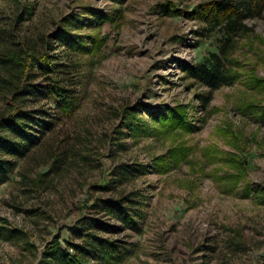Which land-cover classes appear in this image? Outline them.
<instances>
[{"label":"rangeland","instance_id":"obj_1","mask_svg":"<svg viewBox=\"0 0 264 264\" xmlns=\"http://www.w3.org/2000/svg\"><path fill=\"white\" fill-rule=\"evenodd\" d=\"M210 1L0 0L2 36L40 51L61 31L85 43L76 108L49 139L51 153H64L61 167L51 170L44 153L20 162L0 186V218L18 231L0 237V264H40L57 238L90 264H264V8L247 17V32L234 36L223 60L238 80L211 91L183 66L219 52L222 31L173 16ZM177 106L193 133L159 130L153 116ZM125 111L134 117L124 119ZM129 126L144 129L135 137ZM176 146L189 149L186 161L158 167ZM107 201L123 202L136 224L113 217ZM103 242L115 245L111 260H103Z\"/></svg>","mask_w":264,"mask_h":264},{"label":"trees","instance_id":"obj_2","mask_svg":"<svg viewBox=\"0 0 264 264\" xmlns=\"http://www.w3.org/2000/svg\"><path fill=\"white\" fill-rule=\"evenodd\" d=\"M263 8L264 0H247L245 5L233 0H212L202 4L192 13L174 11L173 16L185 15L187 18L204 21L206 30L219 29L224 37V44L219 52L211 53L199 65L183 66L187 77L211 91L233 85L239 75L233 68H227L223 60L229 61L233 46L230 43H233L234 36L247 32L248 29L244 24L247 17L260 14ZM2 38L6 40L7 45L0 47V94L5 98V108L0 111V186L8 181L9 175L18 168L20 162L33 157L44 160L42 159L44 153L53 162L51 170L55 169L57 164L61 167L64 153L61 151L51 153L49 139L55 133L54 127L58 124L63 125L76 108L78 97L76 90L79 89L77 80L80 72L78 70L80 64L76 62V57L85 48L82 40L73 37L67 31H61L47 43L46 38L42 39V43L45 42V51L36 50L29 40L15 38L13 33L7 36L0 34V43ZM105 43V38L93 40L91 51L98 52ZM53 44L62 48L63 51H60L62 55L54 53ZM259 84L255 81V85ZM201 100L206 101L203 97ZM40 102H45L47 106L52 104L53 106L50 107L52 112L49 113L51 110L49 106L38 107ZM252 107V105L246 106L242 110L248 113ZM132 114L130 116L134 117ZM123 117L126 120L131 118L128 114ZM153 117L159 125V130L165 134L180 132L186 135L193 133L196 128L190 121L187 109L182 106H177L168 112H159ZM128 128L135 137L142 134L144 129L131 126ZM188 153L189 149L185 147H173L168 156L157 160L159 163L157 166L169 169L172 163L179 165L186 161ZM49 162L43 161L40 165L47 166ZM234 163L238 166L242 165L239 159ZM239 176L242 177L239 174L237 181ZM249 191L250 187H248ZM112 204L111 201L105 203L107 212L127 225L136 224L134 216L127 211L123 202ZM16 232L18 231L8 228L6 219L0 218L1 238L9 239L6 234ZM109 247H115L113 242H103L105 261L112 259ZM56 257L63 258L65 264H90L82 252L72 255L62 251L59 238L46 249L40 264H51L50 259Z\"/></svg>","mask_w":264,"mask_h":264}]
</instances>
